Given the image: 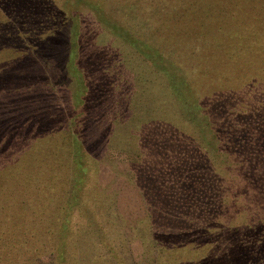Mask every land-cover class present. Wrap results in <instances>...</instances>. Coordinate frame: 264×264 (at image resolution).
<instances>
[{
	"label": "rangeland",
	"instance_id": "rangeland-1",
	"mask_svg": "<svg viewBox=\"0 0 264 264\" xmlns=\"http://www.w3.org/2000/svg\"><path fill=\"white\" fill-rule=\"evenodd\" d=\"M0 264H264V0H0Z\"/></svg>",
	"mask_w": 264,
	"mask_h": 264
}]
</instances>
